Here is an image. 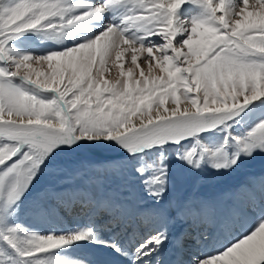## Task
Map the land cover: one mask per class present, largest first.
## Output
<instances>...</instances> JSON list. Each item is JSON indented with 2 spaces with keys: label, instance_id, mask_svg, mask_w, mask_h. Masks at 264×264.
<instances>
[{
  "label": "snow or ice",
  "instance_id": "1",
  "mask_svg": "<svg viewBox=\"0 0 264 264\" xmlns=\"http://www.w3.org/2000/svg\"><path fill=\"white\" fill-rule=\"evenodd\" d=\"M258 158L264 0H0V264H264Z\"/></svg>",
  "mask_w": 264,
  "mask_h": 264
},
{
  "label": "rangeland",
  "instance_id": "2",
  "mask_svg": "<svg viewBox=\"0 0 264 264\" xmlns=\"http://www.w3.org/2000/svg\"><path fill=\"white\" fill-rule=\"evenodd\" d=\"M142 59V58H141ZM97 151V150H96ZM97 152H101V154H106V153H112L109 150H98ZM83 155L86 158H93V159H98V160H104L107 159L106 157H102V158H98V157H94L93 155L84 152ZM109 158V157H108ZM261 170H264V158H258L256 161H253L246 169L245 172L246 173H259ZM239 174H237L236 176L230 178L231 182H235V180L239 179ZM204 183H207V181H203ZM65 223H67V221H65ZM85 254H82L80 257L84 256Z\"/></svg>",
  "mask_w": 264,
  "mask_h": 264
},
{
  "label": "bare ground",
  "instance_id": "3",
  "mask_svg": "<svg viewBox=\"0 0 264 264\" xmlns=\"http://www.w3.org/2000/svg\"><path fill=\"white\" fill-rule=\"evenodd\" d=\"M128 64H127V58L125 59V68H127ZM117 74V69L115 67L112 68V71L110 74H106L108 76L109 79L113 78V76H115ZM98 151V150H97ZM96 150L93 151H88L86 150V153H89L91 155H93L94 157H98L101 158V156L103 155V153L101 154V152H97ZM107 157V156H106ZM111 157V156H110ZM98 160V159H97ZM82 254H86L85 252H83L82 250H76L75 252H73L71 254V257L76 259V258H81L80 256Z\"/></svg>",
  "mask_w": 264,
  "mask_h": 264
}]
</instances>
